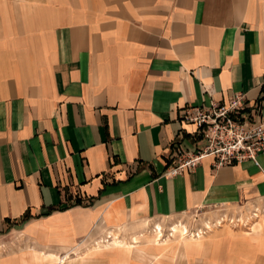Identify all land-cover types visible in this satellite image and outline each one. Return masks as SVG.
Returning <instances> with one entry per match:
<instances>
[{
    "label": "crops",
    "instance_id": "obj_1",
    "mask_svg": "<svg viewBox=\"0 0 264 264\" xmlns=\"http://www.w3.org/2000/svg\"><path fill=\"white\" fill-rule=\"evenodd\" d=\"M237 91L264 96V0H0V230L32 215L0 264H92L69 255L89 233L264 199V152L162 175L203 144L180 109Z\"/></svg>",
    "mask_w": 264,
    "mask_h": 264
},
{
    "label": "rangeland",
    "instance_id": "obj_2",
    "mask_svg": "<svg viewBox=\"0 0 264 264\" xmlns=\"http://www.w3.org/2000/svg\"><path fill=\"white\" fill-rule=\"evenodd\" d=\"M143 224L146 226L143 227ZM178 225L184 226L187 234L190 233L194 238L200 235L203 241H207V249L192 250L185 256L182 251L183 241L186 240L180 241L179 231L169 237L172 228ZM1 226L2 234L8 229L18 227L6 220ZM133 226L134 224H125L112 232H100L101 235L89 233L78 241L81 247L75 251L80 252L69 255L92 256V264L103 263L102 260L106 257L104 263L107 264H113L115 261H121V264H264V199L254 204L203 206L175 216L145 220ZM157 226L161 227V238L166 239L167 243H179L175 252L169 247L159 251L146 246H156ZM118 239L122 240V243L132 245L131 250L126 251L115 246L102 247L105 244L113 245ZM97 246L99 248H96ZM105 252L108 256L102 257ZM69 255L63 254L60 262Z\"/></svg>",
    "mask_w": 264,
    "mask_h": 264
},
{
    "label": "built area",
    "instance_id": "obj_3",
    "mask_svg": "<svg viewBox=\"0 0 264 264\" xmlns=\"http://www.w3.org/2000/svg\"><path fill=\"white\" fill-rule=\"evenodd\" d=\"M178 119L195 124L203 144L195 149L176 147L162 175L190 172L205 158H211L213 168L244 161L259 164L258 155L264 152V96L248 99L242 91L233 92L223 103L184 106Z\"/></svg>",
    "mask_w": 264,
    "mask_h": 264
},
{
    "label": "bare ground",
    "instance_id": "obj_4",
    "mask_svg": "<svg viewBox=\"0 0 264 264\" xmlns=\"http://www.w3.org/2000/svg\"><path fill=\"white\" fill-rule=\"evenodd\" d=\"M181 226H182V225H181ZM181 226L178 225L176 228H172V233L169 234V237L173 236V234L176 233L177 230H178L179 233H180V237H179L180 241L185 239L186 242H188L187 244H190V243H192L193 241H195V240H197V239L200 238V235H197V236H195V238H194V236L191 235L190 233L187 234L186 228H185L184 226H183V227H181ZM179 228H180V229H179ZM161 230H162V229H161V227H159V226H157V227L155 228V231H156V232H155V236L158 237V238H156V243H155L156 247H158V246H160V245H165V244H167V242L165 241L166 239H162V238H161V237L163 236ZM177 233H178V232H177ZM188 235H189V237H188ZM186 238H187V239H186ZM133 239L136 240L135 237H133ZM189 240H192V242H189ZM159 241H161V242H159ZM183 242H184V241H183ZM186 242H184V243H186ZM114 243H115V245H116V244H118V245L122 244V245H124V246H126V247H129V248H130V247H133L132 245H128V244H126V243H122V242H120V240L115 241Z\"/></svg>",
    "mask_w": 264,
    "mask_h": 264
},
{
    "label": "trees",
    "instance_id": "obj_5",
    "mask_svg": "<svg viewBox=\"0 0 264 264\" xmlns=\"http://www.w3.org/2000/svg\"><path fill=\"white\" fill-rule=\"evenodd\" d=\"M75 203L76 204H80L81 203V200L80 199H76L75 200ZM41 215H45V213H43V214H41ZM32 217V215L29 213V211L27 210V211H25L24 213H23V215L19 218V219H17L15 222H13V225H15V226H20V225H22L24 222H26L28 219H30ZM6 221H9V220H6Z\"/></svg>",
    "mask_w": 264,
    "mask_h": 264
}]
</instances>
